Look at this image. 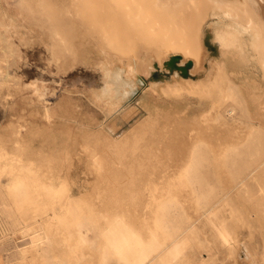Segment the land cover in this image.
I'll return each instance as SVG.
<instances>
[{
  "label": "rangeland",
  "instance_id": "obj_1",
  "mask_svg": "<svg viewBox=\"0 0 264 264\" xmlns=\"http://www.w3.org/2000/svg\"><path fill=\"white\" fill-rule=\"evenodd\" d=\"M5 1L12 5L17 2ZM48 1L51 2L48 8L57 14L56 21L26 18L19 23L17 35L11 38L4 29H0V54H5L0 68V151H20L37 161L47 153L59 154L62 159L58 169L73 181L74 196H82L92 201L91 206L99 216L109 217V220L111 218L112 222L121 226L116 232L106 229V236L113 244L110 254L113 257L120 255L119 250L124 249V244L128 246L124 255L130 257L133 253V235L138 236L145 232L142 226L150 217L147 206L152 202L149 186H161L180 168V164L187 157L186 144L196 131L191 129L193 126L204 128L205 131L197 135L203 133L206 139L214 141L218 151L229 142H240L252 125L259 127V146L238 156L236 165L232 163V157L226 166H212L209 172L213 185L211 206H220L226 197L246 210L251 209L249 204L256 206V200L248 199L243 190V183L255 187L258 181L264 185V68L261 64L262 53L250 46L254 37L245 35L247 48L242 47L243 51H235L237 44L226 41L241 40V27L235 21L213 17L218 10L215 7L218 5L216 0H201L200 10L189 6L187 0H160L158 4L147 0L146 10L142 15L146 19L141 17L136 21L125 19L127 10L121 3L123 0ZM225 1L234 3L240 0ZM248 4L251 8L250 14L261 27L260 35H264V0H248ZM53 25H59L66 32H91L97 35L100 45L108 50L101 52V47L95 42L96 38L84 36L82 40L86 43L82 54L72 59L50 36ZM105 29L116 31L122 46L111 49L108 41L98 35ZM74 39L77 38H70L71 41ZM166 40L178 41L179 45L191 44L195 53H183L176 44H173V49L163 50L162 46L169 44L165 43ZM139 43L143 45L139 47ZM151 47H155L156 51L150 52ZM175 54L182 55L179 64L193 60L194 64L187 76L177 69L171 70L163 66ZM128 55L136 56L138 65L142 66L140 71H131V59ZM59 58L63 59V65H60ZM229 67L234 75L239 71L234 76L238 79L239 86H236L234 94L222 100L220 91H225L232 83V76L227 73ZM121 71L137 80L133 89L119 83L123 80ZM208 74L213 75L212 84L209 88L197 91L202 85V81H197L198 78H207ZM244 81L248 83L244 85ZM241 85H247L248 88H242ZM126 90H129L128 94L123 98ZM199 101L204 104L200 105ZM211 103L222 110V122L208 114ZM45 105L52 111L48 119L43 112ZM230 107H234L233 114L227 112ZM202 123L208 127H203ZM49 124L51 131L40 130ZM108 124L118 127L122 124L124 133L119 135L110 131H98L108 128ZM139 125L145 128L139 129ZM18 126H21L22 134L26 136L25 143L21 141L22 145L14 140V129ZM252 135L255 136L254 133ZM95 136L101 137L109 149L106 157L111 164L107 172L116 171L120 178L127 181L131 174L139 173L143 196H118L114 191V183H106L100 180L98 172H92L90 159L81 151V145L87 144ZM250 140H253L251 135ZM222 154L220 151L214 161L221 162ZM148 158L154 161L160 159L165 163L149 165L141 170L138 167L131 168L130 165L112 164L114 160ZM253 176L256 181L251 178ZM10 180L7 176L0 178V190H4ZM4 199L0 197V226L10 223L14 227L13 221L16 220L19 224L20 219L16 214H13L16 217L11 218L8 212H3L4 206L10 207L8 200ZM186 200L189 216L199 220L201 213L194 203L189 202L190 199ZM245 218L255 225L252 245L257 264H264V218L262 217L263 221L259 220L255 214L249 212ZM108 225L109 223L105 225L106 228ZM197 226L201 234L193 239L191 256L206 262L219 257L215 260L218 264L222 260L224 264H233L222 250L219 251L220 256L218 250L213 251L216 255H210L213 249H209L208 239L212 246L213 242L214 246L220 248L227 246L217 226L204 217L197 222ZM234 229L233 234L236 237L249 239L247 227L235 225ZM142 236L139 235L138 238ZM6 237V246L0 248V252H5L4 254H19L29 240L27 236L18 237L13 234ZM83 249L84 254L81 256L87 254V257L81 259V256L75 255V260L65 261L66 257L63 256L70 253V246L58 242L55 254L64 264H100V248ZM28 254L29 249L25 251L23 263L20 264H37ZM242 254L243 262V251Z\"/></svg>",
  "mask_w": 264,
  "mask_h": 264
},
{
  "label": "bare ground",
  "instance_id": "obj_2",
  "mask_svg": "<svg viewBox=\"0 0 264 264\" xmlns=\"http://www.w3.org/2000/svg\"><path fill=\"white\" fill-rule=\"evenodd\" d=\"M159 2L160 0H153L154 4H158ZM216 2L218 5L215 7H217L218 10L215 11L213 17L220 20L226 19L233 22L235 21V23H239L241 27V32L239 33L241 40L226 42L236 43L238 47H236L235 51H243L242 47L247 48L244 39L245 35L247 37H254V41L250 43V46L255 51L257 50L262 53L261 64L264 68V35L262 33L260 35L259 29L261 30V27L257 19L250 14L251 8H249L248 0H240L234 3H226L227 1L225 0H216ZM121 3L127 10L125 12V19L136 21L142 17L148 1L123 0ZM50 4L51 2L48 0H17L16 4L12 5L6 3L5 0H0V29H4L8 37L11 38L17 35L16 29L19 23L26 18L32 19L35 17L39 20L56 21L57 14L53 13L48 8ZM187 4L200 10L202 1L187 0ZM46 14L47 16H45ZM142 19L145 20L146 16L142 17ZM52 27L50 36L55 39V44L61 46L72 59H76L82 54L83 48L85 47L84 44L86 43V41L82 40L84 36H93L97 39L95 42L98 43V47H101L100 51L102 52L105 49L100 45L97 35L91 32H84V30H76L75 32L69 30L66 32L59 25H53ZM98 35L108 41L111 49H118V46H122L119 39L120 36L114 30L105 29ZM72 37H76L77 39L71 41L70 38ZM165 43L169 44L163 45V50L169 48L173 49L175 47L173 44H176L178 45L179 51L181 50L183 53H195L194 46L191 44L179 45L180 43L178 41L172 42L167 40ZM138 45L141 47L143 44L139 43ZM149 51H156L155 47L149 48ZM121 53L123 54L124 51H121ZM4 55V52L0 54V68L2 67L1 62L4 60ZM134 55H128L131 59L130 68L131 71L138 72L142 66L138 65L136 56ZM60 60V65H63V59L59 58V61ZM222 61L226 63L225 60L222 59ZM163 66L166 67V65ZM237 72L239 73V71ZM237 72L236 75H234L235 73H232L231 68H228L227 73L232 76V83L228 85L225 91H220V98H222V100H226L230 94L236 92V86L239 84V82H237L238 79H235L238 75ZM120 75L123 76V80L121 79L119 83H123L126 87H131L133 89L137 80L132 76L125 75L122 71ZM247 75L248 74H246V76ZM248 77L250 76L248 75ZM239 78H241V76ZM198 79L197 81H202V85L197 91L204 90V88H209L212 84L213 75L208 74L207 78L199 77ZM243 79L245 78L243 77ZM245 83H248V81H244V85ZM241 84L243 83L241 82ZM254 85H256V82ZM246 86L243 87L247 89L248 87L246 88ZM227 89L229 93H227ZM128 91L129 90L125 91L124 96H122L123 98L128 94ZM199 104L203 105L204 102L199 101ZM208 110L213 111L208 112L213 119L222 122L220 120V112L222 110L218 106L211 103ZM233 110L234 107H230L227 109V112L233 114ZM43 112L46 119H48L52 111L45 105ZM208 117L207 119H209ZM204 124L202 123V126L207 128L208 126H204ZM108 125V128L105 127L98 131H110L112 134L118 133L119 135L124 133L122 124H120L119 127L116 125L112 126L111 124ZM128 127L130 126H127V128ZM138 128L143 129L145 127L139 125ZM258 128L259 127H253L252 125L240 142H229L226 146L221 148L220 151L223 152L221 156L222 161L217 162L214 161V159L217 158L220 151H218L215 142L206 139L203 133L197 135L199 132H204V128L198 126L191 127V129H195L196 131L191 135L190 141L186 144L185 151H187V157L180 164V168L172 174L170 180L161 186H149V197L152 202L147 206L149 207L150 217L142 226V230H145V232L139 234L143 236L139 239V235H133L135 236L133 239L134 250L130 257L124 255V252L128 249V246L126 247L124 244L125 242H122L124 244V249L119 250L120 255L118 257L110 255L113 244L106 236V229L110 232H116L121 229V226H118L114 221L112 222L111 218L109 220V217L99 216L98 212L91 206L93 204L92 201L82 196H74L72 193L73 181L67 175H63L61 170L58 169L61 166L60 161L62 159L58 156L59 154L47 153L44 158H40L37 161V159L31 158L20 151L10 152L9 150H1L0 178L7 176L11 179L10 183L4 186L5 189L0 190V197L5 198L4 200L7 199L10 203V207H3V212H8L11 218H14L13 216L15 215L13 214H16L20 222L17 224L16 220L15 222L13 221L14 227L11 226L10 223H7V226L1 227L0 243L6 241V236L8 234L18 235V237L27 236L29 240L28 244L21 248L19 254H4L0 252V264L23 263L25 251L27 249H29L30 254L28 255L31 257V260L35 261L37 264H64L65 262L55 254V246L58 245V242H63V244L70 246V253L67 254V256H63L66 257L65 261L75 260V255L80 257L84 254L83 250L85 249H83V247H88L89 249L98 247L101 251L100 264H215L217 262L215 260L219 257L215 259L211 257L213 260H208V262H206L202 259L193 258L190 253V250L193 249L192 244L194 237L201 234L197 222L202 217L208 219L217 226L218 232H220L227 242V246L220 248L214 246V242L212 246L208 239L209 249H213L210 255L213 254L214 250H218V254L219 251L222 250L225 252L226 258L231 259L233 264H257L256 252L252 245V235L254 234L255 225L252 221L247 220L245 216L247 212L253 213L259 220L261 219L263 221L264 185L258 181L255 183V187L243 183V190L246 192L245 196H247L248 199L256 200V206H251L249 204L251 207L249 210L240 207V204L234 203L227 197L221 201L220 206L213 207L211 206L213 185L210 182L209 172L212 166H226L229 159L232 157V163L236 165L238 156L244 154L246 150L249 151V149L259 146L260 142L257 137ZM40 130L51 131L50 124L48 127H42ZM92 132L94 133L95 130ZM253 133L255 136L252 135ZM14 135L15 141L21 142L23 140L25 143L26 136H23L21 126L14 129ZM250 135L253 137V140H250ZM106 138L110 140L109 137ZM81 146V151L85 152L90 159L89 163L92 165V172H98L100 180L106 183H114L116 187L114 191L118 196H143V184L139 180V173L131 174L130 180L127 181L126 179L120 178L116 171L112 173L107 172L111 164L106 157L109 155L107 152L109 149L106 146V142H104L101 137L95 136L92 140H88L87 144ZM242 147H245V149H241ZM20 148L22 147L20 146ZM134 154L135 153H132V155ZM149 156H151L150 152ZM162 162L164 161L160 159L154 161L150 158L146 160L129 161L122 159L121 161L114 160L112 164L120 163V165H130L131 168L138 167L137 169L141 170L145 169L146 166L156 163L161 165ZM251 178L253 181L257 180L254 176ZM126 188L128 191H126ZM178 189H181L180 191L183 190V192L178 191ZM254 190L255 192L253 193ZM104 193L106 192L104 191ZM183 197L185 200H183ZM186 199H190L189 202L194 203L197 210L201 213L202 217L199 220H194L189 216L187 206L185 205V203L188 202ZM10 209H12V211H10ZM108 223V228H106L105 225ZM235 225L248 228L250 233L248 235V240L240 236L236 237L233 234ZM255 244L256 247L257 240H255ZM242 251L245 255L243 262L241 261L243 255ZM213 255H216V253ZM84 257H87V254L80 258L84 259ZM222 259H225V257ZM222 261L224 262V260ZM223 262H220V264H224Z\"/></svg>",
  "mask_w": 264,
  "mask_h": 264
},
{
  "label": "water",
  "instance_id": "obj_3",
  "mask_svg": "<svg viewBox=\"0 0 264 264\" xmlns=\"http://www.w3.org/2000/svg\"><path fill=\"white\" fill-rule=\"evenodd\" d=\"M182 59L181 54H175L170 56V58L164 62L165 65L170 68L171 70L177 69L181 72L182 75L187 76L188 75V69L193 66V60H188L184 64H179L180 60Z\"/></svg>",
  "mask_w": 264,
  "mask_h": 264
},
{
  "label": "crops",
  "instance_id": "obj_4",
  "mask_svg": "<svg viewBox=\"0 0 264 264\" xmlns=\"http://www.w3.org/2000/svg\"><path fill=\"white\" fill-rule=\"evenodd\" d=\"M194 64V63H193ZM190 70V68L188 69V71ZM1 227H4V226H0V229H1ZM3 246H6V241L5 242H1L0 243V248L2 249L3 248ZM4 250H6V249H4ZM5 253V252H4ZM7 254V253H6Z\"/></svg>",
  "mask_w": 264,
  "mask_h": 264
}]
</instances>
